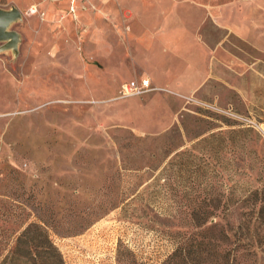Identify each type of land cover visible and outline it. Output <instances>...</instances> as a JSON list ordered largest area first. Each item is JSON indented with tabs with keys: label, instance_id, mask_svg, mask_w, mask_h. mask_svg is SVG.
<instances>
[{
	"label": "rangeland",
	"instance_id": "rangeland-1",
	"mask_svg": "<svg viewBox=\"0 0 264 264\" xmlns=\"http://www.w3.org/2000/svg\"><path fill=\"white\" fill-rule=\"evenodd\" d=\"M46 2L0 0L21 11L17 47L0 41V238L36 223L65 264H167L218 205L190 262L264 264V0H81L74 19ZM184 8L202 51L189 94L136 62L137 36ZM143 77L156 88L121 96Z\"/></svg>",
	"mask_w": 264,
	"mask_h": 264
},
{
	"label": "crops",
	"instance_id": "crops-1",
	"mask_svg": "<svg viewBox=\"0 0 264 264\" xmlns=\"http://www.w3.org/2000/svg\"><path fill=\"white\" fill-rule=\"evenodd\" d=\"M80 3L81 0H47L43 8L47 10L45 13L51 14L58 7H64L63 11L66 15L74 19L79 16ZM33 5L35 4H31ZM72 6H74V12L71 10ZM176 11L177 17L174 14L166 16L160 28H149L139 37L137 36L138 46L145 47L148 53H139L136 62L157 84L166 86L169 90L189 94L198 89L202 79L200 61L202 51L197 47V40L189 33L199 14L196 10L186 8L182 13ZM40 12L38 9V12L34 14ZM192 15L194 18L196 15L194 20ZM179 53L184 54V59L179 56Z\"/></svg>",
	"mask_w": 264,
	"mask_h": 264
},
{
	"label": "trees",
	"instance_id": "trees-1",
	"mask_svg": "<svg viewBox=\"0 0 264 264\" xmlns=\"http://www.w3.org/2000/svg\"><path fill=\"white\" fill-rule=\"evenodd\" d=\"M218 205L201 206L200 218L193 219L192 225L196 228H201L197 234L200 239L192 236L177 247L173 253L169 256L167 264H177L178 259H183L187 263L190 260L203 261V254L209 253L208 248L215 239L212 235V230L218 227V224L212 222L209 226L206 225L209 222L211 216L216 214ZM39 225L31 223L23 231L14 235L8 240L0 238V248H4L5 251L0 254V264H65L60 252L50 241L49 236H43V233H39L34 229ZM229 238L226 231L222 233V236L216 238V240L225 241ZM5 244L6 247H2ZM219 246V244H218ZM198 253V255H194ZM195 261V262H196ZM190 264H192L190 262Z\"/></svg>",
	"mask_w": 264,
	"mask_h": 264
},
{
	"label": "water",
	"instance_id": "water-1",
	"mask_svg": "<svg viewBox=\"0 0 264 264\" xmlns=\"http://www.w3.org/2000/svg\"><path fill=\"white\" fill-rule=\"evenodd\" d=\"M21 11L17 7L11 9L0 8V41H6V47L16 48L19 42V33L10 30L11 22L20 18Z\"/></svg>",
	"mask_w": 264,
	"mask_h": 264
},
{
	"label": "built area",
	"instance_id": "built-area-1",
	"mask_svg": "<svg viewBox=\"0 0 264 264\" xmlns=\"http://www.w3.org/2000/svg\"><path fill=\"white\" fill-rule=\"evenodd\" d=\"M72 12H74V6L71 7ZM30 13L38 12L35 5L29 7ZM154 87L149 78L143 77L141 79H134L129 82L122 84L120 88V93L122 97L133 96V95H143L154 90Z\"/></svg>",
	"mask_w": 264,
	"mask_h": 264
}]
</instances>
